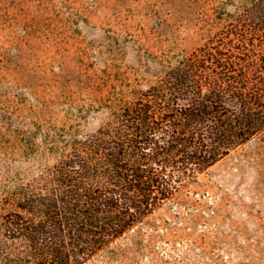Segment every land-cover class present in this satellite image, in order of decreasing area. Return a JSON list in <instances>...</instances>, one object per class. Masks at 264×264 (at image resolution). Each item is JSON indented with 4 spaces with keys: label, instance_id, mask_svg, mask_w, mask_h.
<instances>
[{
    "label": "rangeland",
    "instance_id": "374dc122",
    "mask_svg": "<svg viewBox=\"0 0 264 264\" xmlns=\"http://www.w3.org/2000/svg\"><path fill=\"white\" fill-rule=\"evenodd\" d=\"M246 3L0 0V194L54 165L61 133L106 124ZM83 264H264V130Z\"/></svg>",
    "mask_w": 264,
    "mask_h": 264
},
{
    "label": "trees",
    "instance_id": "16d2710c",
    "mask_svg": "<svg viewBox=\"0 0 264 264\" xmlns=\"http://www.w3.org/2000/svg\"><path fill=\"white\" fill-rule=\"evenodd\" d=\"M246 1L106 124L61 133L54 165L0 194V264L89 261L264 130V0Z\"/></svg>",
    "mask_w": 264,
    "mask_h": 264
}]
</instances>
